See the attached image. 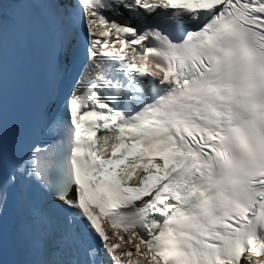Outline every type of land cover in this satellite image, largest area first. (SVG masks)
<instances>
[{"label": "snow or ice", "instance_id": "obj_1", "mask_svg": "<svg viewBox=\"0 0 264 264\" xmlns=\"http://www.w3.org/2000/svg\"><path fill=\"white\" fill-rule=\"evenodd\" d=\"M37 9L42 134L10 161L6 40ZM0 264H264V0H0Z\"/></svg>", "mask_w": 264, "mask_h": 264}]
</instances>
